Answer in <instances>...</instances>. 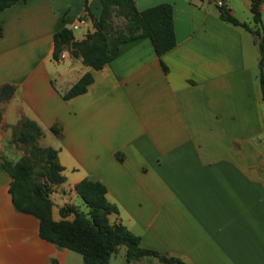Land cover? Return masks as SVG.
<instances>
[{"label": "crops", "instance_id": "1", "mask_svg": "<svg viewBox=\"0 0 264 264\" xmlns=\"http://www.w3.org/2000/svg\"><path fill=\"white\" fill-rule=\"evenodd\" d=\"M132 1L170 3L176 42L158 56L149 36L131 38L100 68L70 46L51 55L62 26L76 40L94 30L99 0H17L0 10V84L14 85L0 100V264H89L41 237L37 218L12 203L1 157L20 117L40 127L39 145L56 150L64 179L48 194L52 218L73 217L60 215L65 204L87 210L74 184L88 176L117 207L108 221L142 247L188 264H264V101L253 35L220 19L216 0ZM221 5L254 25L250 0ZM259 9L264 30V0ZM86 71V89L63 98ZM112 254L103 264H126L124 249ZM146 258L132 264L157 263Z\"/></svg>", "mask_w": 264, "mask_h": 264}, {"label": "trees", "instance_id": "2", "mask_svg": "<svg viewBox=\"0 0 264 264\" xmlns=\"http://www.w3.org/2000/svg\"><path fill=\"white\" fill-rule=\"evenodd\" d=\"M17 0H0V10ZM100 13L93 20L94 30L86 33L79 40L73 39L72 31L62 26L52 34V58L58 59L65 46L79 55L84 64L100 68L117 51L121 42L131 38L149 36L155 53L160 56L174 46L176 39L172 21V7L168 2H159L142 9L136 8L132 0H99ZM260 0H250L253 26L240 21L224 5L218 6V17L232 25L249 31L258 46V84L260 97L264 101V30L261 25ZM121 14L125 18L123 29L110 32L111 16ZM1 35V25H0ZM162 68L166 66L161 62ZM92 80L89 71L81 74L69 88L62 93L69 98L83 92ZM14 91L10 83L0 84V100L7 99ZM50 130L60 134V126L50 125ZM41 129L37 123L27 117H20L14 125L9 141L20 142L25 153L22 157L11 160L2 156V167L11 176L8 185L12 203L16 210L34 215L38 220V233L41 237L80 253L84 262L89 264L106 263L119 245L124 246V259H138L142 256H154L155 264H188L176 255L164 254L157 250L142 247L139 236L121 222H109L107 215L116 212L117 207L106 196L104 183L96 178L84 176L74 184V189L88 207L87 211L78 209L74 204H65L59 208L64 216L73 213L71 219L51 216V199L48 194L53 184L64 179L61 166L56 159V150L51 146H40L37 138Z\"/></svg>", "mask_w": 264, "mask_h": 264}, {"label": "rangeland", "instance_id": "3", "mask_svg": "<svg viewBox=\"0 0 264 264\" xmlns=\"http://www.w3.org/2000/svg\"><path fill=\"white\" fill-rule=\"evenodd\" d=\"M124 25H125V18L121 14H113L111 16V28H109L110 32L123 29ZM76 30L77 29H73V31H76ZM37 144H38V142H37ZM24 153H25V150H24L23 144L20 142H15V141H9L8 140V142L6 143V145L4 146V149H3V155L6 158L11 159V160H16V159L22 157L24 155ZM87 210H88V208H87ZM123 249H124V246L119 245L117 250L112 254V257L119 255V254H122ZM145 257H147L146 259H148V261H151L152 259L157 261V259L154 256L147 255ZM125 263L126 264H132V263H134V261H133V259H131L130 261H128V263L127 262H125Z\"/></svg>", "mask_w": 264, "mask_h": 264}, {"label": "built area", "instance_id": "4", "mask_svg": "<svg viewBox=\"0 0 264 264\" xmlns=\"http://www.w3.org/2000/svg\"><path fill=\"white\" fill-rule=\"evenodd\" d=\"M216 4L217 5H221L222 4V0H216Z\"/></svg>", "mask_w": 264, "mask_h": 264}]
</instances>
